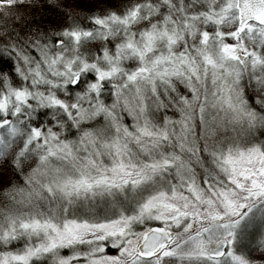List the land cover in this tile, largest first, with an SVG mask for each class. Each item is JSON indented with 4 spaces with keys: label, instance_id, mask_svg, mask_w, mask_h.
<instances>
[{
    "label": "snow or ice",
    "instance_id": "6c2138e0",
    "mask_svg": "<svg viewBox=\"0 0 264 264\" xmlns=\"http://www.w3.org/2000/svg\"><path fill=\"white\" fill-rule=\"evenodd\" d=\"M0 264H264V0H0Z\"/></svg>",
    "mask_w": 264,
    "mask_h": 264
}]
</instances>
